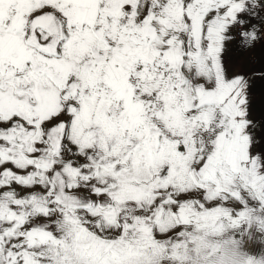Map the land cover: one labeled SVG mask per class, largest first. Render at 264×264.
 Returning <instances> with one entry per match:
<instances>
[{"label":"snow or ice","instance_id":"obj_1","mask_svg":"<svg viewBox=\"0 0 264 264\" xmlns=\"http://www.w3.org/2000/svg\"><path fill=\"white\" fill-rule=\"evenodd\" d=\"M257 45L264 0H0V264H264Z\"/></svg>","mask_w":264,"mask_h":264},{"label":"crops","instance_id":"obj_2","mask_svg":"<svg viewBox=\"0 0 264 264\" xmlns=\"http://www.w3.org/2000/svg\"><path fill=\"white\" fill-rule=\"evenodd\" d=\"M248 51L250 52V54L248 56L249 59L247 60L246 58L247 56L244 55V53L246 52L247 54ZM248 51L244 49L236 48V51L234 53L231 49L225 53V59L229 63V65L235 67L240 71H244L252 74L255 73L258 74L256 71L250 72V70H248V67H250V64L252 65L258 62L260 66H264V50H261L260 46L257 45L256 48L248 49ZM251 56L256 57L257 62H252ZM261 248L262 246L259 244H251L249 245L248 250L253 254H258L261 251Z\"/></svg>","mask_w":264,"mask_h":264},{"label":"rangeland","instance_id":"obj_3","mask_svg":"<svg viewBox=\"0 0 264 264\" xmlns=\"http://www.w3.org/2000/svg\"><path fill=\"white\" fill-rule=\"evenodd\" d=\"M232 51L235 53L236 48H232ZM248 51V50H247ZM250 52H246L247 60L249 59ZM245 70V69H243ZM250 72L256 71L258 74H253L254 76H259L260 72L264 71V66H260L259 62L256 64H250L248 67ZM251 97H252V118L260 121L264 120V80L255 79L251 89Z\"/></svg>","mask_w":264,"mask_h":264},{"label":"built area","instance_id":"obj_4","mask_svg":"<svg viewBox=\"0 0 264 264\" xmlns=\"http://www.w3.org/2000/svg\"><path fill=\"white\" fill-rule=\"evenodd\" d=\"M251 61H252V62H257V58L254 57V56H251Z\"/></svg>","mask_w":264,"mask_h":264}]
</instances>
